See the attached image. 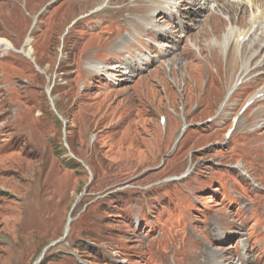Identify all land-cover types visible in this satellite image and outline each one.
I'll return each instance as SVG.
<instances>
[{
  "label": "rangeland",
  "instance_id": "1",
  "mask_svg": "<svg viewBox=\"0 0 264 264\" xmlns=\"http://www.w3.org/2000/svg\"><path fill=\"white\" fill-rule=\"evenodd\" d=\"M149 1L0 0V40L34 61L0 47V264H264V45L219 113L256 7Z\"/></svg>",
  "mask_w": 264,
  "mask_h": 264
},
{
  "label": "bare ground",
  "instance_id": "2",
  "mask_svg": "<svg viewBox=\"0 0 264 264\" xmlns=\"http://www.w3.org/2000/svg\"><path fill=\"white\" fill-rule=\"evenodd\" d=\"M132 1L135 2V3H137V5L134 6V8H132V10L141 9V7L138 4L140 2V0H132ZM181 1L184 3V4H181V6H182L183 9H185V10L190 9V6H188V3L190 4L193 1H188V0H181ZM206 1L207 0H205V1L204 0L198 1V3H197L198 6L195 8L194 11L203 10L205 8L206 3H207ZM149 2L150 3H153V7L162 9L168 15H171L172 12H174L173 8L176 5V2H174L173 0H167L165 2V5L164 6L163 5H159V3H155V2H151V1H149ZM186 3H187V5H186ZM249 3L252 4V8L253 7H256V9L251 14V17H250L249 21L247 22L245 28L243 30H240L238 32L236 38H235V44H236L237 51L235 52V56H234L235 57L234 58V61H235V65L234 66L235 67L236 66H240V68L242 69V76L238 79V81H237L238 83L235 84V86H231L230 87V91H229V93H228V95L226 97V100L229 99L232 96V94L234 93V91L238 88V85L240 84V82H242L244 76L247 75L249 77V74H250V71H251L250 65L252 64V62H250V61L249 62L248 61L247 62H244L243 60H242L243 62L240 61V59H241V57H240V48L243 47V45L245 43H247V42H249L248 44L250 45L251 48H256L258 46L261 47V46L264 45V0H259V1L258 0H251ZM246 13H247V9L245 8L243 10V12H242V17H241V19L243 21L245 20L244 17L246 16ZM179 14L180 13H178V15ZM178 15H177L176 18H178ZM160 21H161L160 19H153V20L149 21L148 23H145L143 29H147L148 30L150 28H153L154 31H155V34H156L157 38L161 39L164 42L165 41H169V40L170 41H174L173 34L170 31L171 29L160 28L156 24V22H160ZM213 25H214V23H213ZM170 33H171V35H170ZM31 41H32V38L29 37V39H27V42H26V45H25L24 49H22L20 51L15 50V48L12 46L13 44L11 45L10 43H8L6 41H1V40H0V47L6 48L7 51H12L14 53H20L25 58L30 59L31 61H33L31 59V57H30V54H31L30 52L31 51L28 48L29 45H30V43H31ZM152 45L153 46H160V44L157 45L154 42H151L150 47H153ZM222 47H224V45ZM160 48H161L160 51L162 52V54H169L171 52L170 50H172L173 47H171V45H166V46L163 45ZM260 54L261 53H259L258 56ZM136 57H140L137 60V63H138L139 66H142V67L146 64L147 61H149V58L146 55H144L143 53H138L136 55ZM170 65H171V63H168L166 65V67H170ZM263 67H264V59H263L262 63L257 67V71H260L259 73L261 75H263V73H264V71H261L263 69ZM122 68H124V67H122ZM94 69H96V72L99 73V75L105 76L106 78H110V79L116 80L114 78L115 75H113L112 73H108L107 67H105L104 65L98 64V65H96L94 67ZM108 70L113 71L114 69L111 70V68H109ZM102 71H104V72H102ZM130 74H131L130 71L127 70V69H126V71H123L122 72V75H124V76L126 75L127 77L130 76ZM259 94L263 95L262 97H264V89ZM226 102H225V104H226ZM222 109H224V107H222ZM164 125L167 126V121L166 120H165ZM69 223H70V221H69Z\"/></svg>",
  "mask_w": 264,
  "mask_h": 264
},
{
  "label": "trees",
  "instance_id": "3",
  "mask_svg": "<svg viewBox=\"0 0 264 264\" xmlns=\"http://www.w3.org/2000/svg\"><path fill=\"white\" fill-rule=\"evenodd\" d=\"M67 169L73 170L77 172L78 170H82V166L80 164L75 163L72 159L64 163ZM49 261V258L44 257V259L40 262V264H46Z\"/></svg>",
  "mask_w": 264,
  "mask_h": 264
},
{
  "label": "water",
  "instance_id": "4",
  "mask_svg": "<svg viewBox=\"0 0 264 264\" xmlns=\"http://www.w3.org/2000/svg\"><path fill=\"white\" fill-rule=\"evenodd\" d=\"M44 254H45V252L43 253V255L41 256V258H40V260L39 261H41L42 260V258H43V256H44Z\"/></svg>",
  "mask_w": 264,
  "mask_h": 264
}]
</instances>
